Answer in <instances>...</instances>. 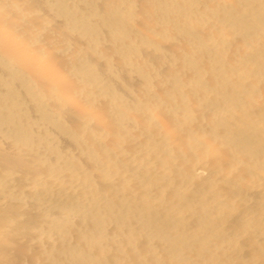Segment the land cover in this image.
<instances>
[{
	"label": "bare ground",
	"instance_id": "bare-ground-1",
	"mask_svg": "<svg viewBox=\"0 0 264 264\" xmlns=\"http://www.w3.org/2000/svg\"><path fill=\"white\" fill-rule=\"evenodd\" d=\"M0 264H264V0H0Z\"/></svg>",
	"mask_w": 264,
	"mask_h": 264
}]
</instances>
